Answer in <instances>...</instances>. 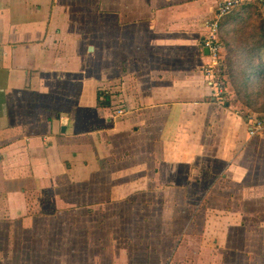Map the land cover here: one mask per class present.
<instances>
[{"label": "crops", "instance_id": "1", "mask_svg": "<svg viewBox=\"0 0 264 264\" xmlns=\"http://www.w3.org/2000/svg\"><path fill=\"white\" fill-rule=\"evenodd\" d=\"M220 1L0 0V264H264V132L202 72Z\"/></svg>", "mask_w": 264, "mask_h": 264}, {"label": "trees", "instance_id": "2", "mask_svg": "<svg viewBox=\"0 0 264 264\" xmlns=\"http://www.w3.org/2000/svg\"><path fill=\"white\" fill-rule=\"evenodd\" d=\"M216 41L221 46L217 66L220 83L228 88L224 103L246 121L264 120V7L261 0H243L218 16ZM98 107L109 105L97 92Z\"/></svg>", "mask_w": 264, "mask_h": 264}, {"label": "built area", "instance_id": "3", "mask_svg": "<svg viewBox=\"0 0 264 264\" xmlns=\"http://www.w3.org/2000/svg\"><path fill=\"white\" fill-rule=\"evenodd\" d=\"M264 7V0H261ZM243 0H221L217 8V16L228 12L231 8L240 5ZM217 21H212L206 24V31L203 35L201 45L203 49L208 51V62L202 68V72L206 79L211 83L213 96L218 102H224L227 98L228 88L220 83L219 71L217 66L220 63L221 46L216 41ZM119 113H121L119 111ZM249 135L251 137L258 136L264 132V120L259 117H251L247 121Z\"/></svg>", "mask_w": 264, "mask_h": 264}, {"label": "water", "instance_id": "4", "mask_svg": "<svg viewBox=\"0 0 264 264\" xmlns=\"http://www.w3.org/2000/svg\"><path fill=\"white\" fill-rule=\"evenodd\" d=\"M216 13L218 14V12H217V11H216ZM203 51L205 52V54H207V53H208V51H207L206 49H204Z\"/></svg>", "mask_w": 264, "mask_h": 264}, {"label": "rangeland", "instance_id": "5", "mask_svg": "<svg viewBox=\"0 0 264 264\" xmlns=\"http://www.w3.org/2000/svg\"><path fill=\"white\" fill-rule=\"evenodd\" d=\"M208 59V58H207ZM259 136V135H258Z\"/></svg>", "mask_w": 264, "mask_h": 264}]
</instances>
